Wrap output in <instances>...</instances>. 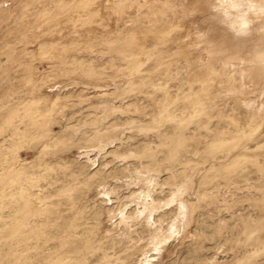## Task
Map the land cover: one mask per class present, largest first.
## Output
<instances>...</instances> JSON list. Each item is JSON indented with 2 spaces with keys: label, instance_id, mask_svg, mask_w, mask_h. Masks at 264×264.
<instances>
[{
  "label": "rangeland",
  "instance_id": "obj_1",
  "mask_svg": "<svg viewBox=\"0 0 264 264\" xmlns=\"http://www.w3.org/2000/svg\"><path fill=\"white\" fill-rule=\"evenodd\" d=\"M220 5L0 0V264H264V0Z\"/></svg>",
  "mask_w": 264,
  "mask_h": 264
},
{
  "label": "bare ground",
  "instance_id": "obj_2",
  "mask_svg": "<svg viewBox=\"0 0 264 264\" xmlns=\"http://www.w3.org/2000/svg\"><path fill=\"white\" fill-rule=\"evenodd\" d=\"M224 2H225V0H216V3L218 4V5H222V4H224ZM235 3H237V1L235 2ZM213 4V3H212ZM220 5V6H221ZM220 6L217 8V6H216V8L217 9H219L220 8ZM224 6V5H223ZM228 7H229V9L231 8L230 7V5H228ZM227 7V8H228ZM222 10L224 9V7L223 8H221ZM226 9V8H225ZM228 11V10H227ZM229 12L230 13H233V12H231L230 10H229ZM232 15H234V13L232 14ZM217 16V15H216ZM236 16V15H235ZM245 15H244V13H242L241 15H238L237 17H234V18H236L235 20H237V21H235V24H236V22H237V24L239 25V27H242V28H246V25L242 22V20H239V19H243V18H245L244 17ZM245 21L246 22H248L249 23V21H248V18H246L245 19ZM234 24V23H233ZM232 24V25H233ZM234 24V25H235ZM233 25V26H234ZM233 26H230V27H233ZM231 29V28H230ZM233 29H234V27H233ZM162 38H160V37H158L157 36V40H161ZM131 40H133V38L132 39H129V40H127L129 43L131 42ZM259 53V52H258ZM254 54V53H253ZM255 55V54H254ZM232 57V56H231ZM245 58V57H244ZM251 58H253V59H251ZM247 61H248V63H250V62H253V63H257V64H259L258 65V69H260L261 70V73H263L264 74V53H259V54H257V55H255V56H252V57H248L247 59H246ZM253 65V64H252ZM254 65H256V64H254ZM253 67V66H252ZM250 68V67H249ZM248 70V69H247ZM245 76V75H244ZM205 79H207V78H205ZM206 81V80H205ZM192 90V89H191ZM199 104V103H198ZM201 107H203V106H200V108ZM201 112V111H200ZM234 124H233V122H232V126H233ZM239 125V124H238ZM237 127V126H236ZM238 129V128H237ZM239 129H241V128H239ZM233 130V129H232ZM230 132V131H229ZM236 132V131H235ZM239 138L240 137H238V136H236V135H233V134H230L229 135V138L228 139H230V142L228 143L229 145H230V147H232L231 149H235L236 147H240V145H239ZM222 139V138H221ZM224 139V138H223ZM225 156V155H224ZM226 157V156H225ZM237 163V162H236ZM238 164V163H237ZM223 166V165H222ZM212 167V166H211ZM213 167H214V165H213ZM218 168V167H217ZM219 170V169H218ZM222 170V169H221ZM227 171V170H226ZM263 174V173H262ZM151 200H153V199H151ZM154 202V201H153ZM153 204V203H152ZM151 205V204H150ZM155 205V204H154ZM156 206H157V204H156ZM155 206V207H156ZM154 207V208H155ZM150 208V207H149ZM153 208V207H152ZM158 209V208H157ZM154 210V209H153ZM153 210H151V211H153ZM155 211V210H154ZM155 222V221H154ZM158 223V222H157Z\"/></svg>",
  "mask_w": 264,
  "mask_h": 264
}]
</instances>
